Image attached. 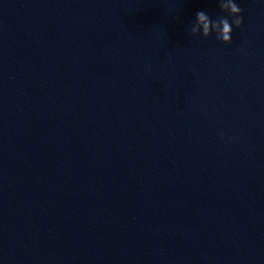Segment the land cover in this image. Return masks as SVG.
<instances>
[{
	"label": "clouds",
	"instance_id": "1",
	"mask_svg": "<svg viewBox=\"0 0 264 264\" xmlns=\"http://www.w3.org/2000/svg\"><path fill=\"white\" fill-rule=\"evenodd\" d=\"M220 11L226 15L213 20L206 11L196 13L195 20L190 27L192 37L208 38L215 33V38L225 45L232 42L233 26L240 28L243 24L242 8L235 0H218ZM231 18V20L229 19Z\"/></svg>",
	"mask_w": 264,
	"mask_h": 264
}]
</instances>
